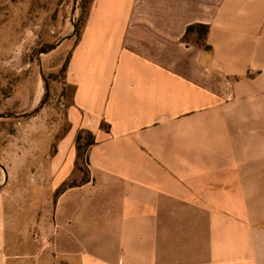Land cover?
<instances>
[{
  "label": "crops",
  "instance_id": "0c3cea01",
  "mask_svg": "<svg viewBox=\"0 0 264 264\" xmlns=\"http://www.w3.org/2000/svg\"><path fill=\"white\" fill-rule=\"evenodd\" d=\"M197 23L210 49L185 39ZM68 81L72 127L27 169L29 192L60 189L30 248L40 235L76 264H264V0H94ZM80 128L96 135L85 175ZM14 173H0V264H20Z\"/></svg>",
  "mask_w": 264,
  "mask_h": 264
},
{
  "label": "rangeland",
  "instance_id": "374dc122",
  "mask_svg": "<svg viewBox=\"0 0 264 264\" xmlns=\"http://www.w3.org/2000/svg\"><path fill=\"white\" fill-rule=\"evenodd\" d=\"M93 1H86V14L83 0H0V173L8 168L12 178L14 170V180H20H13L18 183L13 193L20 191L13 204L21 221L22 249L14 257L20 264L77 263L45 250L44 236L36 238L40 250L30 248L35 237L29 234L30 218L36 215L41 220L46 209L50 216L52 199L60 189L54 196L51 188L29 192L27 169L32 162H51L72 127L68 108L74 87L68 81L69 63ZM188 40L197 41L198 34L190 33ZM95 142L96 135L88 128H80L72 140L84 175L81 164L86 165L87 152ZM11 203L10 199L12 207Z\"/></svg>",
  "mask_w": 264,
  "mask_h": 264
},
{
  "label": "trees",
  "instance_id": "16d2710c",
  "mask_svg": "<svg viewBox=\"0 0 264 264\" xmlns=\"http://www.w3.org/2000/svg\"><path fill=\"white\" fill-rule=\"evenodd\" d=\"M86 1L87 0H83L82 9L84 10V13L87 14L88 9H87ZM209 30H210V26L208 24H201V23L192 24L187 28L185 39L189 41L188 35L190 33L196 32L198 34V40L194 41L193 43L200 45L205 49H210V46L207 44V35L209 33Z\"/></svg>",
  "mask_w": 264,
  "mask_h": 264
}]
</instances>
